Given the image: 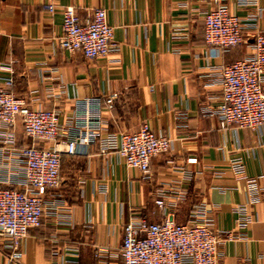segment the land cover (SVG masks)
Returning a JSON list of instances; mask_svg holds the SVG:
<instances>
[{"label":"crops","instance_id":"0c3cea01","mask_svg":"<svg viewBox=\"0 0 264 264\" xmlns=\"http://www.w3.org/2000/svg\"><path fill=\"white\" fill-rule=\"evenodd\" d=\"M214 1L0 0V77L14 78L15 95L58 111L66 128L78 102L100 99L107 134L148 125L173 140L169 153L152 160L149 180L115 152L102 154L99 143L86 155H64L61 184L45 191L47 209L23 242V258L11 261L0 244V264H125L123 228L133 216L163 221L156 203L162 189L177 223L203 206L218 232L233 235L220 246V264H264V130L222 129L216 115L220 68L251 53L255 34L264 31V0H221L255 28L244 30L245 44L220 56L204 39ZM68 7L83 20L106 10L114 28L108 59L60 50ZM16 133L20 146L21 123ZM12 149L0 142L4 188L20 182Z\"/></svg>","mask_w":264,"mask_h":264},{"label":"built area","instance_id":"2783aa9c","mask_svg":"<svg viewBox=\"0 0 264 264\" xmlns=\"http://www.w3.org/2000/svg\"><path fill=\"white\" fill-rule=\"evenodd\" d=\"M214 3L205 16L204 39L220 56L245 44L244 30L255 26L251 21L245 24L221 0ZM45 9L53 12L54 4ZM113 42L114 28L106 10L96 9L89 20L81 19L74 7L65 10L58 40L62 52H80L89 60L108 59ZM250 47L245 58L220 68L221 108L216 115L222 129L264 130V31L255 34ZM14 83L12 76L0 77V142L14 148L15 168L20 171L17 187L0 186V244L10 252L11 261H20L24 240L45 215V191L61 184L64 155H86L90 146L99 143L102 154L115 152L128 168L141 171L149 180L152 160L169 153L173 140L157 136L148 125L135 133L107 134L100 99L78 102L71 127L66 128L58 111L34 108L15 95ZM106 104L114 108L113 99ZM18 123L26 139L20 146ZM167 193L159 190L156 202L165 210L163 221L133 216L125 224L120 249L124 263L220 264V246L233 235L218 232L203 206L193 210L188 223H177L174 214L166 212L172 206L167 204Z\"/></svg>","mask_w":264,"mask_h":264}]
</instances>
